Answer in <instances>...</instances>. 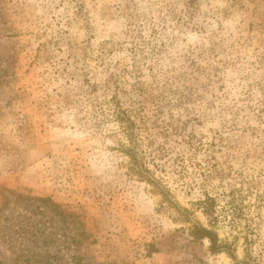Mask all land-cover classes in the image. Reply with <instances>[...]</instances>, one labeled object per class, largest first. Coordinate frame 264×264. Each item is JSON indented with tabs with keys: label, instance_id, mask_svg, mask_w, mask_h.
I'll return each instance as SVG.
<instances>
[{
	"label": "rangeland",
	"instance_id": "rangeland-1",
	"mask_svg": "<svg viewBox=\"0 0 264 264\" xmlns=\"http://www.w3.org/2000/svg\"><path fill=\"white\" fill-rule=\"evenodd\" d=\"M241 261L264 264V0H0V264Z\"/></svg>",
	"mask_w": 264,
	"mask_h": 264
},
{
	"label": "trees",
	"instance_id": "trees-1",
	"mask_svg": "<svg viewBox=\"0 0 264 264\" xmlns=\"http://www.w3.org/2000/svg\"><path fill=\"white\" fill-rule=\"evenodd\" d=\"M199 232L202 233L201 235H203V237H207L210 240L211 250L213 252L228 251V253L234 258V260L237 261L235 252L233 250H230L226 243H223L220 241L216 232L211 231L205 227H201L199 229ZM238 264H250V263H248L247 261H244V262L241 261V262H238Z\"/></svg>",
	"mask_w": 264,
	"mask_h": 264
}]
</instances>
